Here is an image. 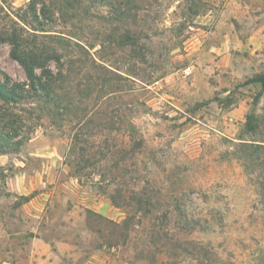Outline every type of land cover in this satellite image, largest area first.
Wrapping results in <instances>:
<instances>
[{
    "label": "rangeland",
    "instance_id": "1",
    "mask_svg": "<svg viewBox=\"0 0 264 264\" xmlns=\"http://www.w3.org/2000/svg\"><path fill=\"white\" fill-rule=\"evenodd\" d=\"M66 2L35 4L66 109L0 139V264H264V0Z\"/></svg>",
    "mask_w": 264,
    "mask_h": 264
},
{
    "label": "trees",
    "instance_id": "2",
    "mask_svg": "<svg viewBox=\"0 0 264 264\" xmlns=\"http://www.w3.org/2000/svg\"><path fill=\"white\" fill-rule=\"evenodd\" d=\"M37 1L42 0H31L28 9L32 12L34 22L39 29L14 15L5 5L0 6V43L5 42L10 45V56L24 68L29 82H12L9 78L2 79L0 75V139L17 136L20 116L13 111V108L20 102L34 101L36 105L31 109L40 113H45L49 107H52V110L61 107L59 106L60 97L54 90V86L63 71L58 69L53 72L48 67V61L53 60L59 63L60 58L56 50L48 47L43 37L38 34L39 31H45L44 28L49 18L46 17L48 8L44 3L40 8V16L36 13ZM77 1L68 0L65 4L71 7ZM36 69H40V73L37 74ZM250 81L264 85V76L253 78ZM41 102L44 106L40 105ZM60 109L65 110L66 108L62 106ZM2 142L6 143L5 140ZM6 147L0 146V152L5 151Z\"/></svg>",
    "mask_w": 264,
    "mask_h": 264
}]
</instances>
